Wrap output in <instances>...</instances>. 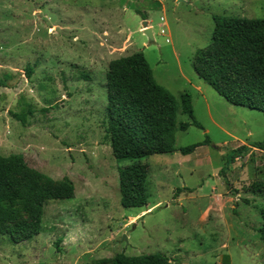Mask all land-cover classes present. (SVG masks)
I'll return each instance as SVG.
<instances>
[{"label":"rangeland","instance_id":"rangeland-1","mask_svg":"<svg viewBox=\"0 0 264 264\" xmlns=\"http://www.w3.org/2000/svg\"><path fill=\"white\" fill-rule=\"evenodd\" d=\"M213 16L264 19V0H0V156H21L55 184L74 186L73 198L44 205L38 235L13 242L0 234V264H100L120 253L162 254L176 264H225V256L228 264H264L257 232L264 194L249 191L264 182V153L252 147L264 143V114L229 104L192 68L210 45ZM145 19L152 42L142 32ZM135 52L175 98L177 122H190L179 96L191 97L203 129L177 130L174 146L210 143L193 155L139 160L146 205L123 208L117 168L131 162L116 161L103 138L105 74L111 60ZM204 180L201 194L185 197L183 183L197 190ZM214 185L222 197L241 199L225 224L204 227L199 216ZM23 220L19 213L16 222Z\"/></svg>","mask_w":264,"mask_h":264},{"label":"trees","instance_id":"trees-1","mask_svg":"<svg viewBox=\"0 0 264 264\" xmlns=\"http://www.w3.org/2000/svg\"><path fill=\"white\" fill-rule=\"evenodd\" d=\"M214 29L208 47L200 50L192 68L197 77L233 106L264 114V19L213 16ZM4 84L0 81V88ZM106 120L103 138L116 161L130 164L117 168L120 205L141 208L146 205V168L139 160L153 155H189L201 143L176 148L175 133L196 121L189 94H181L180 113L189 123L177 122V103L173 95L157 84L142 52L119 57L108 63L105 74ZM253 148L264 151V143ZM244 150L246 147H242ZM249 191L264 194V182L253 183ZM71 182H55L30 168L18 155L0 156V234L13 242L26 241L41 230L43 207L47 202L71 199ZM26 220L17 221L18 214ZM261 226L257 229L264 244V206L259 210ZM12 223V224H10ZM15 223V224H13ZM162 254L102 259L100 264H169ZM228 264V257H224Z\"/></svg>","mask_w":264,"mask_h":264},{"label":"crops","instance_id":"crops-1","mask_svg":"<svg viewBox=\"0 0 264 264\" xmlns=\"http://www.w3.org/2000/svg\"><path fill=\"white\" fill-rule=\"evenodd\" d=\"M145 21L147 22V24L150 23L149 19H145ZM148 26L151 28V25H148ZM257 150H259V149H257ZM259 151H262V153H264L263 150H259ZM191 154L193 155L194 152L191 153ZM231 164H232L231 168H233L234 163H231ZM231 164H226V167H228L230 169V165ZM165 168L166 167H164V169ZM162 173L165 174L163 171H162ZM218 174H214L213 176H209V177H211L212 179L220 178V176ZM207 184H208V182H206V180H204L200 185L197 186V190H195V188L186 187L185 184L183 183V188L187 189L188 192H189L188 196H185V197L186 198H193L194 194L197 197V193L199 192L201 194L202 190L204 188H206ZM158 185H160V184H158ZM221 186H225V183L223 182L221 184ZM218 191H219L218 190V186H216V185L212 186L211 194L208 197L209 203L206 205V207L203 209L202 213L199 216V222L202 225H204V227L207 226L209 223L215 224V225H221L222 223L225 224L226 223V221H225L226 218L225 217L227 216V212L228 211H232L234 213H237L236 209H237V206H238V201L241 199V197L239 198V195H236L234 197V199L231 198V197H225V196L222 197L221 193L218 192ZM223 193L228 194L229 192L227 190H224ZM177 197L178 198H176V201H180L181 199L184 198V197H180V196H177ZM246 200H248V199H246ZM158 204L159 203H156V204H154L151 207H147L144 211H141L140 214L135 215L134 216L135 220L137 218L142 219L143 217H139L140 215H142L144 213H148V211L150 209H152L154 206H157ZM224 210L226 212H224ZM226 231L227 232H231L230 228H226ZM175 261H176L175 259H171L169 261V264H176ZM177 264H179V263H177Z\"/></svg>","mask_w":264,"mask_h":264},{"label":"water","instance_id":"water-1","mask_svg":"<svg viewBox=\"0 0 264 264\" xmlns=\"http://www.w3.org/2000/svg\"><path fill=\"white\" fill-rule=\"evenodd\" d=\"M141 26H142L143 35H145L148 38L149 42L154 41L151 28L148 26L147 22L143 21Z\"/></svg>","mask_w":264,"mask_h":264}]
</instances>
